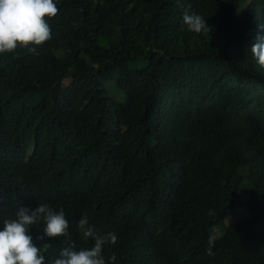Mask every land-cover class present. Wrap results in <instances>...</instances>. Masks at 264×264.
<instances>
[{
	"label": "trees",
	"instance_id": "trees-1",
	"mask_svg": "<svg viewBox=\"0 0 264 264\" xmlns=\"http://www.w3.org/2000/svg\"><path fill=\"white\" fill-rule=\"evenodd\" d=\"M57 6L37 53L0 54V229L18 205L46 203L77 250L94 244L85 214L114 232V264H264V67L251 52L264 0ZM185 12L210 33L188 31ZM241 208L249 218L224 227ZM66 240L37 242L46 264Z\"/></svg>",
	"mask_w": 264,
	"mask_h": 264
},
{
	"label": "clouds",
	"instance_id": "clouds-1",
	"mask_svg": "<svg viewBox=\"0 0 264 264\" xmlns=\"http://www.w3.org/2000/svg\"><path fill=\"white\" fill-rule=\"evenodd\" d=\"M59 13L57 0H0V54L15 53L24 48L37 53V46H42L52 39L50 21ZM183 22L188 31L206 33L211 31L203 16L185 12ZM264 30V25H260ZM251 52L260 67H264V36H257ZM41 220L45 226L33 236L31 229ZM69 222L61 208L58 212L46 203L32 208L20 204L14 218H5L0 229V264H46L47 244L38 245V241L66 237V246L59 252V257L50 264H114L115 254L107 259L104 256L106 244H115L117 235L108 232L99 235L90 225L88 216L83 215L78 221V229L85 239L94 241L92 247L80 248L69 235ZM212 240H209L208 255H212Z\"/></svg>",
	"mask_w": 264,
	"mask_h": 264
},
{
	"label": "rangeland",
	"instance_id": "rangeland-1",
	"mask_svg": "<svg viewBox=\"0 0 264 264\" xmlns=\"http://www.w3.org/2000/svg\"><path fill=\"white\" fill-rule=\"evenodd\" d=\"M109 91L111 92L112 96L114 97H119L121 99V101H124V97L118 93V91L115 89V87H113L112 85L109 86ZM242 191H241V199L242 200H247L248 197H249V190H248V195H244V192L246 191L245 188L248 189V187L246 185L242 186ZM245 196V197H244ZM249 218V212L246 208H241V209H237V210H233L231 212V215L230 217L225 220L224 222V227H227L233 223H235L237 220L239 219H248ZM223 232L221 230V228H215L214 231H213V238L214 239H219L223 236Z\"/></svg>",
	"mask_w": 264,
	"mask_h": 264
}]
</instances>
